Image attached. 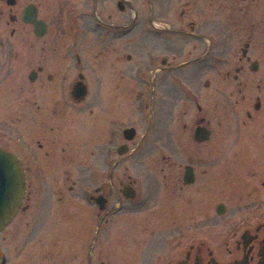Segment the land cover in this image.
Wrapping results in <instances>:
<instances>
[{"label": "flooded vegetation", "instance_id": "flooded-vegetation-1", "mask_svg": "<svg viewBox=\"0 0 264 264\" xmlns=\"http://www.w3.org/2000/svg\"><path fill=\"white\" fill-rule=\"evenodd\" d=\"M258 33L264 0H0V150L23 186L0 264H264ZM228 40L240 50L215 53ZM206 66L230 80L208 107L190 84ZM176 113L186 164L173 157ZM223 169L235 175L225 193ZM159 191L161 207L183 199L182 223L176 212L160 226ZM226 192L247 209L230 212Z\"/></svg>", "mask_w": 264, "mask_h": 264}, {"label": "rangeland", "instance_id": "rangeland-1", "mask_svg": "<svg viewBox=\"0 0 264 264\" xmlns=\"http://www.w3.org/2000/svg\"><path fill=\"white\" fill-rule=\"evenodd\" d=\"M262 28V26H260ZM260 28V29H261ZM208 44V43H207ZM242 43H239V41H221L219 43V45H217V47H214V51L215 53H237L238 50H240V46H241ZM255 44L257 45V47L253 50V53H263L262 52V48H263V45H264V39H263V35L260 33H258V37L257 39L255 40ZM150 51V49H149ZM128 52H130V50H128ZM221 68H226L227 65L225 63H222L221 64ZM222 70V69H221ZM219 71V72H218ZM220 69L217 70L215 69L214 67H210V66H206V68L204 69V71L199 74V77H197V80H194V75L193 73L191 72L190 73V77H191V87L194 89L196 88V90H200L199 93H203L202 97H203V101L202 103L204 105H206L207 107L209 106V104L211 103V99L215 97V93L217 92V88L218 86L220 87V89H222V97H228V93H229V81L228 79L225 78L224 76V73L222 72V74H220ZM222 76V77H221ZM207 79H210L211 81V85L210 87H206L204 85V81L207 80ZM177 110V109H176ZM214 114V113H213ZM177 115H180L178 113H176V117H175V124L178 125V128L175 129V138H174V145H175V149H174V159L178 162V163H183V164H186V134H184L182 131H181V128H182V122L185 120H183V117L182 115L181 116H177ZM213 120H212V126H213V129L215 130L216 132V135H221L222 134V138H223V142L222 144H220L221 146H223L224 148L225 147H231L233 145L232 143V136H231V130L230 128L225 124V128H221L220 125H219V120H220V117L217 118V117H212ZM216 144L215 142H210L209 144H204L205 147V151L206 149H208V151L206 152H209V149L210 147H214ZM192 142H190V149H191V153L193 154V152H196L198 150L199 147L202 148V146H197ZM165 153V152H164ZM191 154L190 158H191V161L194 159L195 161L199 162L200 160H197L196 158H193V155ZM157 156L160 157L161 159V156L163 155L162 152H158V154H155ZM219 156V154L215 153V154H208L207 155V159H205L206 161L208 162H213L215 160V158ZM221 164L223 165V168H225V162L226 161H229V159H227L228 157L231 158V150L228 149L227 152H223L221 155ZM162 160V159H161ZM202 167H206V166H202ZM227 172L224 171L223 169V173H222V177H223V187H224V193H225V189L228 187V185H226V187L224 186V183L226 181V178L228 176V179L231 180V178L235 177V175L233 174L232 175H226ZM161 177V175L159 176ZM231 184L233 183V181L231 180L230 181ZM162 187V186H160ZM228 190H231V189H228ZM163 193H166V192H163V191H159V194L160 195V198H159V214H160V226H174L175 225V220H178L176 218V212L179 214V224L180 222L182 223V216L183 214L185 213V210L182 206V204L184 203L183 202V199H181L179 202L181 203L180 205V208L177 209L176 205L174 206V204L172 205V207H165L166 204L164 205V207H161V202L160 200L162 199V195ZM234 193V192H233ZM232 193H227L224 194V197H223V200H224V203L226 204L227 206V209L231 212V211H242V210H245L247 209L246 205H247V202L245 200H242V199H238L239 197H237V195L233 196L231 195ZM197 202H192V205L191 206H194ZM186 205V203H185ZM185 207V206H184ZM230 212H228L226 215H224L225 217L229 216L230 215ZM161 214L165 215V216H168V217H171L168 221H166L165 223L163 222V219H161Z\"/></svg>", "mask_w": 264, "mask_h": 264}, {"label": "water", "instance_id": "water-1", "mask_svg": "<svg viewBox=\"0 0 264 264\" xmlns=\"http://www.w3.org/2000/svg\"><path fill=\"white\" fill-rule=\"evenodd\" d=\"M200 131V130H199ZM199 140L209 137V131L202 129ZM2 150H0V229L11 220L23 194L22 178L18 168L13 164L12 158L3 162Z\"/></svg>", "mask_w": 264, "mask_h": 264}]
</instances>
